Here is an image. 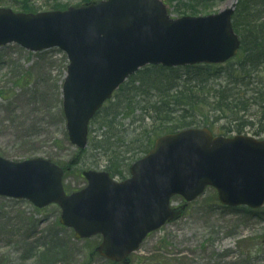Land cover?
I'll list each match as a JSON object with an SVG mask.
<instances>
[{
    "label": "water",
    "instance_id": "obj_1",
    "mask_svg": "<svg viewBox=\"0 0 264 264\" xmlns=\"http://www.w3.org/2000/svg\"><path fill=\"white\" fill-rule=\"evenodd\" d=\"M159 0H108L67 11L33 14L0 9V48L32 53L60 49L69 66L62 87L70 143L88 146L90 121L134 74L148 66L177 69L226 64L239 54L235 6L213 16L172 20ZM154 148L116 183L108 173L85 171L84 190L68 195L65 171L45 159L15 163L0 157V198L57 206L60 224L76 240L101 236L98 253L130 264L149 234L183 216L207 188L225 207L264 206V141L214 137L190 129L156 140ZM186 205L171 209L174 197Z\"/></svg>",
    "mask_w": 264,
    "mask_h": 264
},
{
    "label": "rangeland",
    "instance_id": "obj_2",
    "mask_svg": "<svg viewBox=\"0 0 264 264\" xmlns=\"http://www.w3.org/2000/svg\"><path fill=\"white\" fill-rule=\"evenodd\" d=\"M22 1L0 0V9L25 14L27 12L24 13L19 4ZM104 1L107 0H35L30 3V8L36 15ZM159 1L164 2L169 17L174 20L213 16L232 6H235V15L242 0ZM68 63L65 53L58 49L35 54L17 44L0 48V157L15 163L45 159L67 167L79 156L78 149L69 141L63 113L62 87ZM186 69L177 73L182 82ZM221 84H226L225 74L210 79L207 88L215 89ZM263 87L264 81L262 90ZM210 91L199 94L202 103L207 104V107L201 106V116L189 119V122L199 124L207 118L210 124L208 127L194 125L193 129L207 128L217 137L248 136L264 140V134H254L255 129H247L242 135L228 134L224 120L211 125L219 116H213V106L206 103L207 97L212 96ZM142 92L135 96L129 91L117 92L106 106L110 108L117 98L122 103L131 101L143 105L148 102L152 105L161 96V91L148 88ZM251 113L256 114L252 119L257 125L256 130L260 124L264 126V116L258 115L257 109ZM141 115L138 111L135 118L142 119ZM97 120L95 117L90 125L91 139L99 134ZM116 121L119 124L117 130L124 134L126 142L137 138L143 141L142 145L147 142L142 134L156 128L148 119L144 123H134L133 117L125 119L121 115ZM86 151L72 174L66 175L64 187L68 193L87 187L82 176L85 171H105V158L90 154L91 144ZM144 157L140 156V159ZM114 180L121 182L119 178ZM171 204V209L185 205L180 197L173 198ZM60 216L61 211L56 205L39 210L28 201L1 197L0 264H115L96 252L100 238L75 240L74 231L60 225ZM139 248L131 256L130 264H264V206L254 211L244 207H223L217 192L206 189L203 196L187 205L180 219L153 232Z\"/></svg>",
    "mask_w": 264,
    "mask_h": 264
},
{
    "label": "trees",
    "instance_id": "obj_3",
    "mask_svg": "<svg viewBox=\"0 0 264 264\" xmlns=\"http://www.w3.org/2000/svg\"><path fill=\"white\" fill-rule=\"evenodd\" d=\"M34 1L23 0L19 3L22 5V11L32 13L30 3ZM237 9V13L232 18L233 29L239 34L242 43L239 55L230 60L226 66L218 67L208 64L187 67L186 74H183L185 77L183 82L180 76H177L178 72L184 70L182 68L146 67L131 77L117 92L124 94L125 91H129L135 96L143 93L142 91L147 88L161 91L159 92L161 96L157 98L156 102H153L152 105H149L148 102L143 105L131 101L122 103V100L117 98L110 108L105 105L98 113L96 117L100 124L99 134L94 139H91L90 135V154H97L105 158V171L109 175L115 179H127L130 175V167L140 159V156L147 155L154 146L155 140L162 135L190 130L194 125L208 127L207 124L210 123L207 118L199 124L189 122V119L201 116L202 105L207 107V104H203L200 100L199 94L202 92L211 90L212 96L207 97L206 103H211L213 106V116H219L212 121L211 125L224 120L226 121L224 127L228 134L242 135L247 129H255L256 136L264 134L263 125L260 124V128L256 130L257 125L252 120L256 114L251 113L253 109H257V114L264 116V87L262 90L264 81V0H242L238 3ZM224 74L226 84L208 90L207 84L210 79ZM138 111L141 112L142 119L135 118ZM121 115L125 119L133 117L134 123H144L147 119L153 121L156 128L142 134L146 143L142 145L143 141H139L137 138L125 141L124 134L117 130L119 124L116 123V120ZM174 117L178 119L175 120ZM209 128L211 129V127ZM86 154V150L79 151V156L75 161L67 165L71 170L66 175L72 174L79 159L85 157Z\"/></svg>",
    "mask_w": 264,
    "mask_h": 264
},
{
    "label": "bare ground",
    "instance_id": "obj_4",
    "mask_svg": "<svg viewBox=\"0 0 264 264\" xmlns=\"http://www.w3.org/2000/svg\"><path fill=\"white\" fill-rule=\"evenodd\" d=\"M232 3V2H231Z\"/></svg>",
    "mask_w": 264,
    "mask_h": 264
}]
</instances>
